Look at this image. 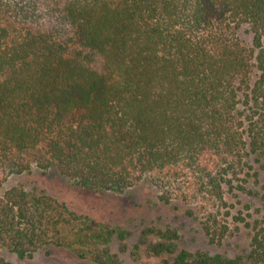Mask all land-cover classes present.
Masks as SVG:
<instances>
[{"label": "trees", "instance_id": "16d2710c", "mask_svg": "<svg viewBox=\"0 0 264 264\" xmlns=\"http://www.w3.org/2000/svg\"><path fill=\"white\" fill-rule=\"evenodd\" d=\"M34 167L117 195L145 179L224 239L227 194L264 178V0H0V187ZM76 218L13 187L0 247L87 258L99 238L68 231ZM247 225L233 257L177 250L171 228L149 229L151 251L164 264H264V213Z\"/></svg>", "mask_w": 264, "mask_h": 264}, {"label": "rangeland", "instance_id": "374dc122", "mask_svg": "<svg viewBox=\"0 0 264 264\" xmlns=\"http://www.w3.org/2000/svg\"><path fill=\"white\" fill-rule=\"evenodd\" d=\"M240 35L246 43L251 42V34L244 29ZM13 187L46 194L65 203L77 217L66 229L80 227L81 236L88 229L95 231L99 250L90 246L87 258L80 259L71 249L49 245L19 258L0 247V258L11 264H164L165 257L151 251L158 241L149 234L153 227L177 230L179 239L172 245L177 250L233 257L248 249L251 229L247 223L264 213V178L243 192L227 194V205L219 216L224 214L221 222L230 228L224 239L215 241L206 233L199 215L189 216L187 206L161 202L159 190L145 179L117 195L83 187L54 169L34 167L30 172L10 176L1 185L0 196ZM240 217L245 220H239Z\"/></svg>", "mask_w": 264, "mask_h": 264}]
</instances>
